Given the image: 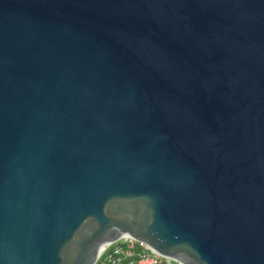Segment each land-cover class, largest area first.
I'll return each instance as SVG.
<instances>
[{
	"label": "water",
	"instance_id": "1",
	"mask_svg": "<svg viewBox=\"0 0 264 264\" xmlns=\"http://www.w3.org/2000/svg\"><path fill=\"white\" fill-rule=\"evenodd\" d=\"M119 238L264 264V0H0V264Z\"/></svg>",
	"mask_w": 264,
	"mask_h": 264
},
{
	"label": "built area",
	"instance_id": "2",
	"mask_svg": "<svg viewBox=\"0 0 264 264\" xmlns=\"http://www.w3.org/2000/svg\"><path fill=\"white\" fill-rule=\"evenodd\" d=\"M93 264H180L159 257L136 240L119 238L103 248Z\"/></svg>",
	"mask_w": 264,
	"mask_h": 264
}]
</instances>
